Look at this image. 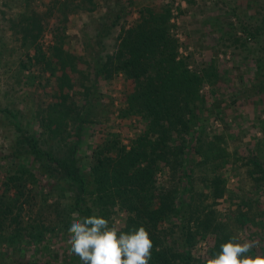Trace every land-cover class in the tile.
<instances>
[{"label":"trees","instance_id":"1","mask_svg":"<svg viewBox=\"0 0 264 264\" xmlns=\"http://www.w3.org/2000/svg\"><path fill=\"white\" fill-rule=\"evenodd\" d=\"M30 1L24 0L23 6H30ZM77 1L92 7L96 4L95 0ZM60 3L55 0L40 13L30 7L27 15L19 11L15 17L22 34L21 47L25 49V60H19L18 70L38 65L37 75L30 72L24 77L30 78L32 84L37 78H44L52 92L35 112L34 121L41 134L29 130L28 120L22 122L24 113L20 109H0L8 114L17 130L15 144L2 156L16 168L9 169V173L15 172L8 175L4 189L0 190V241L5 240L14 250L38 243L44 237L42 228L32 223L24 225L20 219L23 206L15 205L20 202L17 191L13 196L8 193L16 183L24 187L28 178L34 180L35 168L52 180L57 191L54 203L65 202L61 216L66 231L73 218L91 215L108 219L111 226L113 215L121 211L123 223L117 235L134 226H144L153 242L149 264H204L232 236L227 231L229 221H217L212 206L217 198L230 192L218 171L229 162L230 154L222 135L208 140L206 128L213 114L222 118L224 108L217 100L209 102L202 92L205 85L213 90L221 75L212 62L200 70L189 67V57L179 51L181 43L173 29L169 4L138 9L130 25H121L111 49L107 48L106 39L128 19L126 2L116 11L107 8L92 16L96 25L91 28L92 33L82 31V53L66 48L64 26L51 30V42L44 47L41 38L49 30L43 22L52 13V6ZM63 3L59 8L66 11L73 2ZM64 11L62 15L66 16ZM263 27L264 24L255 27V33L245 26L241 30L257 40ZM4 47L0 43V63ZM262 47L260 51L264 53ZM118 75L127 89L122 104L113 113L117 110L119 118L137 117L143 128L128 144L119 139L118 133L109 131L93 145L87 163L83 164L79 145L85 126L102 124L108 118L99 116L104 110L99 109L104 97L99 82ZM251 88L264 90V80ZM77 96L82 97V103ZM49 141L54 148L43 145ZM25 156H31L32 167L23 162ZM244 158L252 166L251 175L255 173L260 175L259 180L264 179V167L256 155L248 153ZM208 198L211 205L206 203ZM15 206L18 211H14ZM246 206L248 209L250 204ZM247 209L238 206L235 210L234 219L240 226L248 219ZM208 235H214V241L206 257H193L191 247ZM2 252L9 262L1 264H23L20 258ZM76 264H82L79 257Z\"/></svg>","mask_w":264,"mask_h":264},{"label":"rangeland","instance_id":"2","mask_svg":"<svg viewBox=\"0 0 264 264\" xmlns=\"http://www.w3.org/2000/svg\"><path fill=\"white\" fill-rule=\"evenodd\" d=\"M23 1L0 0V43L6 46L0 63V109H20L24 113L22 122L25 123L28 120L29 130L34 129L37 134H41V128L34 121L35 112L45 101H48L52 91L50 85L44 82V78H37L32 84L30 78L24 77L30 72L37 75L38 65L29 66L28 69L19 72V60H25L23 57L25 49L21 47L22 34L18 31L19 22L15 17L19 11L27 15L30 7L37 13L46 11L55 0H31L28 7L23 6ZM63 1L73 2L68 5L71 7L68 8L70 11L59 8ZM60 2L52 6V13L48 14L43 22L49 31L46 30L41 43L46 47L51 42V30L64 26L65 46L77 53H82V31L87 29L92 33L91 28L96 25L95 21H92V16L104 13L105 9L116 11L124 2L129 9L128 19L117 25L114 28L115 32L106 39L107 48L111 49L121 25L126 27L130 25L131 20L137 17L138 9L150 4L170 5L173 29L181 43L179 51L182 56L189 57V67L200 70L212 62L211 65L216 66L222 77L213 90L208 85H205L202 90L209 102L217 100L221 109L224 108L222 118H217L218 116L213 114L207 121L208 140H212L214 135H222L225 139V147L230 154L229 162L218 170L226 179V186L230 192L217 198L212 204L217 221H229L227 231L240 243L245 240L258 241L257 246L247 253L248 256L264 255V179L259 180L260 175L255 173L251 175L252 166L247 165L244 158L248 153L256 155L264 167V90L257 91L251 88L264 80V53L260 51L264 46L262 38L264 27L260 30L261 32L259 31L257 40L241 30V27L245 26L255 33L254 28L264 24V0H190V2L186 0H95L94 7L85 2L79 4L77 0H60ZM65 7L66 4L61 8ZM63 11L66 16L62 15ZM32 51L31 49L30 52ZM99 88L104 95L99 107L100 110H104L99 116L107 115L108 118L102 124L96 122L85 126V133L79 145L80 162L83 164L87 163L93 145L101 141L109 131L118 133L119 139L124 144H128L129 140L143 128L141 119L134 116L119 118L117 110L113 113V110L122 104L124 91L127 89V84L120 75L108 81L101 80ZM76 99L82 103V97L77 96ZM16 139L17 130L11 119L8 114L0 110V190L4 189L8 175L15 172V170L8 172L9 169L16 167L12 168L11 163H7L2 156L10 152ZM49 142L43 145L54 148V144ZM22 159L27 163L26 166L34 165L31 156H25ZM33 169L34 180L28 178L24 187L17 186L16 183L14 187L8 189V193L13 196V193L17 191L20 202L15 205L23 206L20 219L23 220L24 225L32 223L42 228L44 237L38 243L21 245L14 250L5 240L0 241V264L9 262L3 257L2 251L11 253L13 258H20L23 264L27 261L40 264L46 261L51 264L56 262L76 264L78 256L69 251L67 244L69 237L62 223L61 211L64 214L65 202L62 200L59 204L54 203L57 191L52 180ZM16 187L21 188L17 190ZM206 203L211 205V199L208 198ZM247 204H250L248 209ZM16 206L14 211L17 209ZM238 206L248 211V219L241 226L234 219ZM122 218L121 211L115 213L114 222L110 227L120 228L123 223ZM61 227L62 230H59ZM213 237L214 235H208L199 239L191 247L192 256L205 258L214 241Z\"/></svg>","mask_w":264,"mask_h":264},{"label":"clouds","instance_id":"3","mask_svg":"<svg viewBox=\"0 0 264 264\" xmlns=\"http://www.w3.org/2000/svg\"><path fill=\"white\" fill-rule=\"evenodd\" d=\"M109 226V220L98 215L73 220L67 228L69 251L82 264H149L153 242L144 226L128 232ZM258 241H237L231 237L220 245L219 252L204 264H264V255L248 256Z\"/></svg>","mask_w":264,"mask_h":264}]
</instances>
